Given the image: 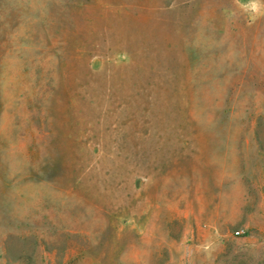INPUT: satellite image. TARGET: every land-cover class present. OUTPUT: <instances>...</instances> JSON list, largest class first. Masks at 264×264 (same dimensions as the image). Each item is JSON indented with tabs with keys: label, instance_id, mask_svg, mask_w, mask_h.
<instances>
[{
	"label": "rangeland",
	"instance_id": "rangeland-1",
	"mask_svg": "<svg viewBox=\"0 0 264 264\" xmlns=\"http://www.w3.org/2000/svg\"><path fill=\"white\" fill-rule=\"evenodd\" d=\"M249 4L0 0V264H264Z\"/></svg>",
	"mask_w": 264,
	"mask_h": 264
},
{
	"label": "clouds",
	"instance_id": "clouds-1",
	"mask_svg": "<svg viewBox=\"0 0 264 264\" xmlns=\"http://www.w3.org/2000/svg\"><path fill=\"white\" fill-rule=\"evenodd\" d=\"M248 7L253 12H259V10H260V0H250V4L248 5Z\"/></svg>",
	"mask_w": 264,
	"mask_h": 264
},
{
	"label": "built area",
	"instance_id": "built-area-1",
	"mask_svg": "<svg viewBox=\"0 0 264 264\" xmlns=\"http://www.w3.org/2000/svg\"><path fill=\"white\" fill-rule=\"evenodd\" d=\"M240 234V233H237V235Z\"/></svg>",
	"mask_w": 264,
	"mask_h": 264
}]
</instances>
